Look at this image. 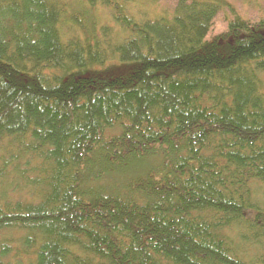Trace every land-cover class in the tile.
<instances>
[{"label":"trees","instance_id":"trees-1","mask_svg":"<svg viewBox=\"0 0 264 264\" xmlns=\"http://www.w3.org/2000/svg\"><path fill=\"white\" fill-rule=\"evenodd\" d=\"M220 0H0V264H264V18Z\"/></svg>","mask_w":264,"mask_h":264},{"label":"rangeland","instance_id":"rangeland-1","mask_svg":"<svg viewBox=\"0 0 264 264\" xmlns=\"http://www.w3.org/2000/svg\"><path fill=\"white\" fill-rule=\"evenodd\" d=\"M164 1V0H163ZM221 9L213 21V26L208 38H213L225 32L228 22L232 19V12L234 11L238 15L245 19L257 20L264 18V0H220ZM263 88H264V75L262 76ZM18 235L14 231L1 232L0 233V245H6L10 251L8 259L12 256L16 258L21 257L19 252L20 241L17 240ZM16 253V254H14ZM14 254V255H13Z\"/></svg>","mask_w":264,"mask_h":264}]
</instances>
